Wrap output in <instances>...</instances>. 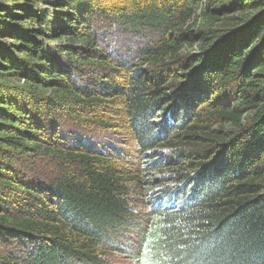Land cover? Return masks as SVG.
Returning <instances> with one entry per match:
<instances>
[{"label": "trees", "instance_id": "16d2710c", "mask_svg": "<svg viewBox=\"0 0 264 264\" xmlns=\"http://www.w3.org/2000/svg\"><path fill=\"white\" fill-rule=\"evenodd\" d=\"M114 103L165 174L147 218L111 159L54 144L53 111ZM131 235L139 264H264V0H0L3 264H109Z\"/></svg>", "mask_w": 264, "mask_h": 264}, {"label": "rangeland", "instance_id": "374dc122", "mask_svg": "<svg viewBox=\"0 0 264 264\" xmlns=\"http://www.w3.org/2000/svg\"><path fill=\"white\" fill-rule=\"evenodd\" d=\"M220 0H202L203 4H209L211 7L218 5ZM1 6L13 7L8 4L2 3ZM48 48L55 49L57 43L48 42ZM194 55L197 53V46L191 50H187ZM85 77L90 78L87 74ZM92 80L95 77L91 78ZM90 79V80H91ZM89 80V81H90ZM8 87L15 90L23 88V82L17 80H9L5 82ZM51 98L50 94H47L44 98ZM107 107V106H106ZM99 107L89 114L88 111L83 110L73 111L69 108H62L58 111H53V124L54 128L59 129V143L55 145L64 144L66 147H70L74 151H91L95 155H101L116 165L117 169L123 172L126 176L133 178L130 181V187L132 192L133 204H136V214L142 215L143 218H147L151 207V198L153 193L160 190L162 182L161 178L165 174L163 172L152 171L149 165L151 158L150 153L143 154L139 151L136 142L127 126L125 112L120 103H114L108 106V108ZM96 116V118H87L85 121H81L82 116ZM77 117V118H76ZM79 119V120H78ZM98 119H105L106 125H96L93 121ZM52 129V130H53ZM176 150L175 153H177ZM166 157H170L171 151H162ZM150 155V156H149ZM161 158L163 156L161 155ZM169 165L172 160H166ZM44 162L36 163L37 169L42 176L51 175L55 176L60 170L57 167L60 163L59 160H47L46 165H42ZM170 171L173 170V166L169 167ZM172 172V171H171ZM150 217V216H149ZM122 248L118 252L109 254L106 259L109 264H139L137 262V247L138 239L136 235H131L129 238L123 240ZM8 248L0 246V264H3L5 255L10 252ZM17 255V252H15ZM9 258H5L7 260Z\"/></svg>", "mask_w": 264, "mask_h": 264}]
</instances>
